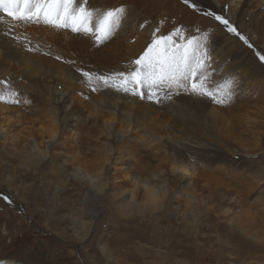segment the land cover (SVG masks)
Returning <instances> with one entry per match:
<instances>
[{"label": "rangeland", "instance_id": "obj_1", "mask_svg": "<svg viewBox=\"0 0 264 264\" xmlns=\"http://www.w3.org/2000/svg\"><path fill=\"white\" fill-rule=\"evenodd\" d=\"M190 2L195 3V9L185 0H88L94 20L109 10L125 9L111 38L100 43L91 33L57 30L43 22L13 21L0 10V25L7 21V30H15L22 45L19 56L25 54L44 67L31 76L24 73L22 64L0 51V105L12 110L1 115L20 122L2 123L10 131L7 135H18L21 142L34 139L44 150L48 135L42 129H52L45 115L51 107L49 99H53L51 90L67 94L68 104L61 117L72 113L74 118L70 127L58 129V138L44 162H28L20 148L24 158L17 160L12 154L14 142L0 139V264H264V62L260 60L264 55V4L261 0H247L244 5H236L234 0ZM216 15L224 16L252 47L228 32L215 20ZM154 35L173 36L177 44L185 46L188 41L194 45L199 41L201 54L208 56V86L229 82L231 86L222 87L215 100L192 94L190 82L188 90L173 89L170 97L167 89L161 90L154 100L117 91L116 74L133 70V62ZM83 72L92 74V85ZM96 76L109 77V84L97 83ZM92 86L97 91H92ZM111 91L134 98L133 105L127 99L118 100L136 119L128 130L116 112L106 107L95 109L93 102L102 98L101 93ZM221 99L225 102L218 103ZM167 107H201L214 118L212 128L177 122ZM3 118L0 121L7 122ZM110 119H114L111 136L99 134L98 128ZM90 128L96 131L92 133ZM117 131L128 132L122 148L112 139ZM182 135L184 141L201 138L219 147L218 156L231 165L209 157L215 150L200 156L189 150L192 175L180 179L170 171L175 161L164 141L172 138L179 142ZM87 140L91 146L81 144ZM105 141L116 149L120 146V163L95 154ZM147 141L151 142L148 147ZM97 160H107L105 166L113 176L107 180L110 186L104 195L92 192L81 181L64 179L56 170L63 162L70 169L93 173ZM125 167H136L150 178L156 175L160 184L166 185L169 197L163 200L162 214L147 206L149 200L142 190L134 193L135 180ZM185 192L193 200L185 199ZM132 194L133 205H128ZM110 195L114 200L120 198L118 210L107 207L106 196ZM168 204L170 212L165 211ZM146 215H154L159 227L138 237L136 221ZM214 217H220L223 228H213ZM201 223L206 227L200 230ZM169 230L183 232L190 240L186 259H167Z\"/></svg>", "mask_w": 264, "mask_h": 264}, {"label": "bare ground", "instance_id": "obj_2", "mask_svg": "<svg viewBox=\"0 0 264 264\" xmlns=\"http://www.w3.org/2000/svg\"><path fill=\"white\" fill-rule=\"evenodd\" d=\"M246 1L247 0H234L236 5H240V4L244 5L245 4L244 2H246ZM261 4H264V0H261ZM9 22H10V20H9ZM4 23L0 25V51L3 53L2 55L7 57L9 60H13V61L17 60L16 62L22 64L23 70H26V72H24V73H27V74H29L31 76L32 75L35 76V75L39 74V72L42 71V69L44 70V67H42L41 64H36L35 62H32L31 60H29L25 56V54H21V56H19L18 52L21 50L22 45H20V42L18 41V39H16V31L15 30H7L8 22L6 21ZM18 58H20V59L18 60ZM46 72L49 73L51 71L48 72L46 70ZM52 74H54V73H52ZM71 76H73V74ZM58 77H59V75H58ZM60 77H63V76H61V73H60ZM77 81L75 80V82H77ZM73 84H72V87H73ZM74 89H75V87H74ZM51 91H52L51 92V96L53 97V99L52 100L49 99L50 101H52L50 103L51 107L48 110L47 109L45 110L46 113H47L45 115H47L46 117H48V122L50 123V126L52 127V129L49 130L48 127H45V128L42 129L43 130V134L45 133L46 135H48V140H45L43 142L44 150H41L40 148H38V145L36 144L34 139L32 140L31 138H28V139H26V140L21 142L19 140V136L18 135H14V136L7 135L8 132H10V131L6 129L7 127L4 129L3 127H4L5 124L2 125V123H6V125L9 126L11 123H13V122L15 123V121H17V120L14 121V120H12L9 117H5V115L4 116L1 115V114H7V113L11 112L12 110H10L7 107H4V106L0 105V115H1L0 119H2L4 117L7 120V122H5V121L1 122L0 121V139L3 138V139H5V141H7V139H8V140H11V142L12 141L14 142L13 151L15 153L12 152V154L15 155L14 157L17 158V160H18V158H24V157H22L23 156L22 155L23 152L21 151L22 149H24L25 150L24 153L27 155L25 158L27 159L28 162L29 161H31L33 163L44 162L47 159V157H48V149H50L53 141H55V139L57 137L58 129L62 130L65 127L68 128V127L71 126L70 125L71 122L74 121L73 116H71L72 113H70V115L66 114V116H64L63 118L61 117L62 114H64V112L66 110V105L68 104V101H67L68 97L66 98L67 94H62V92L61 93H59V92L57 93L56 90H54V91L51 90ZM101 94H102V98H100L99 101L93 102L95 104V106H96L95 109H98L100 107L101 108L102 107L103 108L106 107V108L110 109L111 111L116 112L117 114L120 115V117H122L125 120V122L127 123L126 127H127V130H128L129 129V125L131 123H134L136 119L134 118L135 119L134 120L132 118V117H134V116H132L133 112L131 113L130 110L124 111V109H122V107H120V105L118 103V100L127 99L128 101H130L131 105H133L134 104V98L131 97V96H126V98H125L124 96L119 95V92H116V91H111V93H101ZM152 100H154V99H152ZM167 108H169L168 113L170 114V116L174 120H176L177 122H180V123L188 125V126L192 125V126H196L197 127V126L204 125V128H206V129L212 128V122H214V118L211 119L209 117V114L206 113L203 109H201V107H184V108H182V107L181 108L180 107H167ZM128 109H129V107H128ZM131 109H132V107H131ZM93 111H96V110H93ZM98 113H100V112H98ZM89 114H91V112H89ZM93 114H95V113H93ZM96 114H97V112H96ZM113 117L114 116H112V118ZM75 119H78V118H75ZM113 120L110 119L108 121L103 122V123H106V125H101L100 127L98 126L99 127L98 128L99 129L98 133L99 134H103V135L105 134L107 137H110L111 134H112V130H113L112 129L113 126L111 124L112 123L111 121H113ZM18 122L19 121H17L16 123L19 124L20 122L19 123ZM193 124H195V125H193ZM137 127H138V125H137ZM94 131H96V129L90 128V132L94 133ZM126 132H122L121 133L119 131L117 135L114 136L115 133H113V135H112L113 141H116V143H119V142L121 143V145H122L121 148L123 147L124 143H127L125 141L126 138L123 139V136L126 134ZM149 135H148V137H150ZM6 136H8V137H6ZM79 138H81V137H79ZM183 138H184V135L181 136V139L179 140L180 143L178 141L174 140V139L172 140V138L167 139V140L164 141L165 145L167 147V148L166 147L165 148L169 149V151H171L172 154H173L172 162L175 161L174 166L170 167L171 168L170 171L174 175H179L180 179H183L185 176H188L189 174L192 175V173L189 172L190 169L188 167V165H190V162H189V160H190L189 156L190 155L188 154L189 150L192 152V153H190L191 155L195 154L197 156H200L202 154H206V152H210L211 153L212 151H209V150H213V151L215 150L214 154H210L209 157H212V159L219 160L220 163L225 161L224 158H221L222 156L221 157L218 156L219 147H217V146H215L213 144H210V143L202 140L201 138H197L196 141H191V140L184 141L185 139H183ZM99 140H100V138H99ZM152 141H155V140L152 139ZM88 142L89 141L87 140V141H84L81 144L84 145V146L85 145H90ZM146 145H147V147L150 146L151 142H148ZM154 147H155V145H154ZM18 148H20L21 150L18 149ZM92 148H93V146L90 147L91 150H92ZM119 149H120V146L116 149V146L114 144H111V143L105 141L102 144L100 143V145L98 146V148L94 152L98 156L99 155H103L105 157H110L112 159H115V161H117V162L119 160V163H120L121 162L120 159H121L122 156L120 157L119 154H118ZM116 154L118 156L115 158ZM22 161H23V159H22ZM106 162H107V160H104L103 162H101V161L96 162L95 166L93 165L94 171H95L93 173H85L84 171L81 170V168H78V167L70 169V168H68V165H66L63 162L56 168V170L57 171L59 170L58 172L60 174H62V176H64V179L65 178H67V179L70 178L71 180H74V181H81L83 184L87 185L88 188L92 190V192L98 191L99 194L104 195L105 194V188L110 186L109 183H107V180H108V178H110V177L112 178L113 177L110 174L109 169H107V167L105 166ZM117 162H114V163L117 164ZM227 163L230 164L232 162L231 161H225L224 162V164H227ZM93 164H94V162H93ZM246 167H247V165H246ZM135 168L129 169L128 167H125V170L127 172L131 173L132 179H134L136 181V182L134 181V184H133L134 185V190H135L134 193L137 190H139V189L142 190L144 192L145 198H147L149 200V203H147V206L151 207V209H153V210H159L160 211L161 208L164 206L163 205V200L169 197V193L167 191L166 185L165 184H160L161 183V181H159L160 178H158L156 175L152 174L151 175L152 178H150L149 176L147 177V173L146 174L142 173V171L141 172H137ZM171 172H169V173H171ZM7 178L9 180L10 177H7ZM255 178H256V176H253V180H255ZM139 184H141L142 186H139ZM96 186H98V187H96ZM187 189H190V190L192 189L190 184L187 185ZM119 190H120V188H118V191ZM120 195H122V191L119 192V196ZM110 196H106L107 197L106 198L107 207L108 208H114V206H115L116 210H118V208H120L121 205L120 204L118 206H116V205L118 204L117 201L120 198L118 197L117 199L114 200V197H112V196L110 197ZM184 196H185V199H188L189 201L193 200V197L191 196L190 193L185 192ZM134 197H135V194L134 195L132 194V196L130 197V202L127 203L128 205H133L132 203H133ZM121 202H123V201H121ZM167 206L168 207H165V208H167V209H165L166 212L169 211L170 207H171V206H169V204ZM107 207H106V209H107ZM107 211H109V210L107 209ZM165 211H164V213H165ZM160 213L162 214L163 211L160 212ZM226 214H227V212H226ZM190 215H192V214H190ZM146 216H151V217H147L146 218ZM146 216H144L145 217L144 220H143V218H140L139 220L136 221L137 222V230H135V228H134V231L136 232V235H138V237H142L139 234H143L144 235L145 234V230H147V231L148 230L155 231L159 227L156 224V220H155L154 215H146ZM218 219H220V217H214V219H211V220H213L211 222V224H212L213 228H214V226H216L219 229H221V228H223V225H221V223H220L221 221L218 222ZM229 220L231 221V219H229ZM208 223H210V222H208ZM251 223H253V221H251ZM171 225L169 224L168 226L171 227ZM199 227H200V230H201V229L205 228L206 226L201 223ZM162 232H163V230H162ZM169 232H170V230H169ZM181 233H183V232H180V231L178 233L170 232L169 235L166 236V240H165V243H167V246H166V253L167 254L166 255L169 256V257L167 256V259H172L174 257H178V258H181V259H186V257L189 256L190 240L186 237V235H182ZM165 234H167V233H165ZM155 235L158 236V234H155ZM176 236L178 238L177 240L175 239ZM169 249H171V251L168 252ZM124 256H127V255L124 254Z\"/></svg>", "mask_w": 264, "mask_h": 264}, {"label": "snow or ice", "instance_id": "obj_3", "mask_svg": "<svg viewBox=\"0 0 264 264\" xmlns=\"http://www.w3.org/2000/svg\"><path fill=\"white\" fill-rule=\"evenodd\" d=\"M88 0H0V10L13 21L24 23H41L53 27L57 30H71L73 33L83 32L95 35L97 43L107 41L118 27L122 15L125 13L123 7L105 12L101 17L93 19V14L88 10ZM193 9L196 8L194 2L185 0ZM212 16V13H208ZM215 20L223 25L230 33L239 36L249 48L252 45L248 39L237 32V29L221 15H216ZM202 45L199 41L193 44L187 42V46L177 44L173 36H155L143 54L136 59L135 67L128 73H117V91L140 99L152 100L158 95V91L168 90L169 97L172 90L184 88L188 90L190 82V92L195 95L208 96L216 99L222 87L228 85L217 84L208 86V76L205 70L208 65L205 59L207 53L201 54ZM264 62V55L260 56ZM89 85L93 83V76L89 72H83ZM95 81L103 85L109 84V77L96 76ZM92 91H97L92 86ZM229 97L231 93L229 92ZM3 98L0 97V100ZM224 103V100H217Z\"/></svg>", "mask_w": 264, "mask_h": 264}]
</instances>
